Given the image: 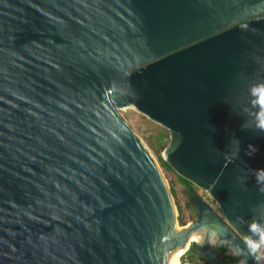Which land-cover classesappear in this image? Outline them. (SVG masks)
<instances>
[{"label": "water", "instance_id": "1", "mask_svg": "<svg viewBox=\"0 0 264 264\" xmlns=\"http://www.w3.org/2000/svg\"><path fill=\"white\" fill-rule=\"evenodd\" d=\"M134 108L221 212L189 188L178 222ZM263 234L264 0H0V264H257Z\"/></svg>", "mask_w": 264, "mask_h": 264}, {"label": "rangeland", "instance_id": "2", "mask_svg": "<svg viewBox=\"0 0 264 264\" xmlns=\"http://www.w3.org/2000/svg\"><path fill=\"white\" fill-rule=\"evenodd\" d=\"M125 119L135 129L137 134L146 144L156 161L158 162L167 183L171 189L173 199L177 209L178 222L185 224L197 217V211L188 198V189L194 188L214 209L221 212V209L215 198L210 193L194 184H188L181 179L180 175L171 167H165L162 164L163 153L159 147L161 143L167 144L170 141L169 130L159 122L150 119L148 116L137 110L136 108L126 111H120ZM189 255L187 250L182 260Z\"/></svg>", "mask_w": 264, "mask_h": 264}, {"label": "built area", "instance_id": "3", "mask_svg": "<svg viewBox=\"0 0 264 264\" xmlns=\"http://www.w3.org/2000/svg\"><path fill=\"white\" fill-rule=\"evenodd\" d=\"M247 243L254 250L257 258V264H264V234L261 239H248Z\"/></svg>", "mask_w": 264, "mask_h": 264}, {"label": "bare ground", "instance_id": "4", "mask_svg": "<svg viewBox=\"0 0 264 264\" xmlns=\"http://www.w3.org/2000/svg\"><path fill=\"white\" fill-rule=\"evenodd\" d=\"M195 235L189 234L186 236V238L188 240H191ZM188 249L182 247L180 244H177L174 250L173 255L171 256V258L169 259L167 264H178L179 262L182 261V257L185 254V252Z\"/></svg>", "mask_w": 264, "mask_h": 264}, {"label": "trees", "instance_id": "5", "mask_svg": "<svg viewBox=\"0 0 264 264\" xmlns=\"http://www.w3.org/2000/svg\"><path fill=\"white\" fill-rule=\"evenodd\" d=\"M162 164L165 166V167H170V165L165 161V160H163L162 159ZM181 177V179L182 180H184L186 183H188V184H191V182L188 180V179H186V178H184V177H182V176H180ZM233 261H235V257H232L231 255H229V264H232V262Z\"/></svg>", "mask_w": 264, "mask_h": 264}, {"label": "flooded vegetation", "instance_id": "6", "mask_svg": "<svg viewBox=\"0 0 264 264\" xmlns=\"http://www.w3.org/2000/svg\"><path fill=\"white\" fill-rule=\"evenodd\" d=\"M195 208H196V207H195ZM196 211H197V209H196ZM224 259H225V262H226L227 264L230 263V262H229V255H226V254H225ZM233 262H234V261H233ZM233 262H232V264H233Z\"/></svg>", "mask_w": 264, "mask_h": 264}]
</instances>
